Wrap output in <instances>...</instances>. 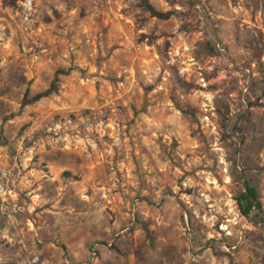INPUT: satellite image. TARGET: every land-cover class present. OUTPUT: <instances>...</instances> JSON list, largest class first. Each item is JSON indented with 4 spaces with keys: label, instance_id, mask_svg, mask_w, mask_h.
<instances>
[{
    "label": "rangeland",
    "instance_id": "374dc122",
    "mask_svg": "<svg viewBox=\"0 0 264 264\" xmlns=\"http://www.w3.org/2000/svg\"><path fill=\"white\" fill-rule=\"evenodd\" d=\"M148 1L0 0V264H264V0Z\"/></svg>",
    "mask_w": 264,
    "mask_h": 264
},
{
    "label": "trees",
    "instance_id": "16d2710c",
    "mask_svg": "<svg viewBox=\"0 0 264 264\" xmlns=\"http://www.w3.org/2000/svg\"><path fill=\"white\" fill-rule=\"evenodd\" d=\"M140 7L143 11L149 14L151 18L167 21L172 16H174L173 12H160L156 10L148 0H140ZM67 72H57L54 78V81L51 83L48 89L43 92L37 93L32 97L28 96V91L25 92L24 97L21 102V108L37 103L43 99L49 98L52 95L58 93L57 83L59 82L58 75H66ZM236 202L238 205V209L240 214L243 217H249V213L252 210H255L257 213L261 214V203L259 201V195L257 189L252 186L249 180H245L243 183V191L236 198Z\"/></svg>",
    "mask_w": 264,
    "mask_h": 264
}]
</instances>
